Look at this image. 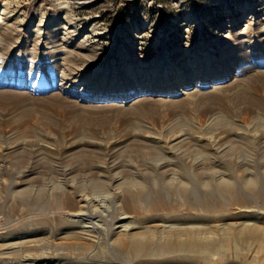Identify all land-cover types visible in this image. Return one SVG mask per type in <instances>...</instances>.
Wrapping results in <instances>:
<instances>
[{
	"label": "rangeland",
	"instance_id": "obj_1",
	"mask_svg": "<svg viewBox=\"0 0 264 264\" xmlns=\"http://www.w3.org/2000/svg\"><path fill=\"white\" fill-rule=\"evenodd\" d=\"M66 4L98 38L92 61L78 39L55 46L62 0H0L27 15L19 37L31 40L44 13L55 41L12 47L3 67L0 44V264L43 252L37 264H264V0ZM70 52L94 64L73 91L61 81ZM80 210L98 235L81 253L70 237ZM120 222L153 233L147 254L114 243ZM177 228L201 238H162Z\"/></svg>",
	"mask_w": 264,
	"mask_h": 264
},
{
	"label": "bare ground",
	"instance_id": "obj_2",
	"mask_svg": "<svg viewBox=\"0 0 264 264\" xmlns=\"http://www.w3.org/2000/svg\"><path fill=\"white\" fill-rule=\"evenodd\" d=\"M68 0H62V6H60V11L63 13V15L61 16V23L60 24V28L62 29V32L60 34V41L55 44L56 48H58V46H61L63 43L64 45L65 44H71L72 41L74 40H79L78 41V45H76L77 48H80V49H86L87 52L85 54L86 57H88L90 60L91 59H95V57H97V53H96V49H99V45L97 42L98 38L96 39H93L94 41H90L88 40V36L87 35H84L82 34L80 31H78V28L75 26L76 25V22L77 20L75 21L74 18L72 17V11L68 9V5L66 4ZM3 5V4H1ZM2 7V6H1ZM71 11V12H70ZM75 16V15H74ZM76 19V18H75ZM43 20H44V13H42V15L40 16V19H39V22L37 23V27L34 29V37L30 40L28 39H23L21 38V36L19 37V33L15 32L16 31V28L18 29V26H22V25H27L28 22H29V19L27 17L26 14L20 12L18 13V10L15 11L14 9H10L9 6H3L2 7V10L0 11V44H5L7 43L10 47H9V51L7 53H4L5 57L3 59V62H2V58L0 57V62H2V67L4 64H8L9 62L13 61L11 58V56H13V53H10L12 47H25L27 44H29L30 42H32V46L36 49H39V47L42 46L43 49L45 48H49V44L50 43H53L55 41H52V40H48L49 38L47 37L48 35L46 34L45 36L43 35V31H42V26H43ZM79 25V24H78ZM248 26V25H247ZM248 28V27H247ZM98 26L96 25L95 22L92 23L90 29H89V33H90V36H97L98 35ZM264 29V28H263ZM264 31V30H263ZM100 32V31H99ZM102 33V32H101ZM14 34H16L17 36H15ZM13 35L15 36L14 39H13ZM25 35V34H24ZM91 36V37H92ZM9 38H12V41H8ZM51 39V38H50ZM81 41V42H80ZM54 45V43H53ZM67 46V45H66ZM249 46V45H248ZM51 47V46H50ZM101 48V47H100ZM4 50V49H3ZM13 50V49H12ZM56 50V49H55ZM246 50V49H245ZM63 51V50H62ZM252 51V50H251ZM67 53V52H66ZM251 53V52H250ZM255 53H256V50H255ZM24 54V53H23ZM3 55V54H2ZM79 55V54H78ZM254 55V54H253ZM256 55V54H255ZM17 57H21L19 54L16 55ZM81 56V55H80ZM248 56V55H246ZM251 56V55H250ZM245 57V53H242L240 56H239V61L242 60V58ZM256 58H260L259 54L256 55ZM7 63H5L7 60H9ZM20 59V58H19ZM18 59V60H19ZM249 59V58H248ZM17 60V61H18ZM64 63H63V75L64 77L61 79L64 80H68L69 83H66V85H62L60 84V87H64V89H67L69 91H73L74 89V85L75 83H77L78 81L76 80L77 78H80V77H84V72L87 71L88 69H91L92 65H94L92 62H89L88 61H81L79 63L78 62V59L77 58H74V55H71V52L70 54L68 55H65L64 57ZM237 60V61H238ZM20 61V60H19ZM92 61V60H91ZM108 61V60H107ZM107 61H99L101 63V65H105L106 66H103L102 68L106 69L108 67L107 65ZM208 63H206L207 65H210L211 61H207ZM244 62V61H243ZM242 64V63H241ZM9 65V64H8ZM62 65V64H61ZM10 66V65H9ZM20 66V65H19ZM237 66L241 67L240 64L237 62ZM94 67V66H93ZM115 67V66H113ZM117 67V66H116ZM211 67V66H210ZM209 67V68H210ZM96 68V67H95ZM102 68H99V69H96V71H100ZM167 68V67H166ZM215 68V67H214ZM213 68V69H214ZM11 69V67H10ZM9 69V70H10ZM117 70V69H116ZM226 70H231L230 66L226 67ZM93 71V70H92ZM187 71V70H186ZM186 71L183 73L184 75H186ZM61 73V72H60ZM89 72H87L88 74ZM175 74H179V73H175ZM182 73L180 75H183ZM203 75V74H201ZM87 76V75H86ZM85 76V78H83L82 80L85 81V79L87 78ZM101 76V73H98L96 74V76L94 77H100ZM62 77V76H60ZM72 77V78H71ZM184 78H186L184 76ZM73 79V80H72ZM103 79V78H102ZM214 79V78H213ZM100 79H98L99 81ZM2 81V80H0ZM52 81V80H51ZM65 81V80H64ZM11 83H13V81H10ZM9 82V83H10ZM104 84V83H103ZM102 84V85H103ZM62 85V86H61ZM62 87V88H63ZM80 93V92H79ZM124 95V94H123ZM224 119V118H223ZM220 121V120H219ZM225 124V123H224ZM226 125V124H225ZM162 151V150H161ZM167 151V150H166ZM155 153V152H154ZM171 153V152H169ZM166 159V158H165ZM172 161V160H171ZM173 162V161H172ZM175 162V161H174ZM176 163V162H175ZM174 164V163H173ZM175 178V177H174ZM228 179V178H227ZM221 180V179H220ZM97 181V180H96ZM224 181V180H223ZM95 182V181H94ZM183 182V181H182ZM181 182V183H182ZM250 182V183H249ZM249 182V185H254L255 183V180L252 179L250 180ZM126 183V182H125ZM106 183L105 182H95L94 184V188L93 189L94 191H96L97 189H102L104 187ZM129 185L130 184H133L134 186L136 185L137 188H138V191L140 192L142 190V188H140L138 182H130L128 183ZM175 184V183H173ZM178 184H180V181L178 179ZM177 184V185H178ZM220 184V183H219ZM62 185V184H61ZM225 185H229V181H225ZM185 186V184H184ZM85 187V186H84ZM127 188V187H126ZM179 188H183V184L181 185L180 184V187ZM77 189L78 186H77ZM76 189V190H77ZM184 189V188H183ZM82 190V188L80 189ZM90 191V190H89ZM87 192V191H86ZM88 195V194H86ZM98 196V195H97ZM92 197V196H91ZM85 198V197H83ZM81 199V198H80ZM126 199V198H125ZM65 201H67V203L69 204V200L65 197L64 199ZM86 200V199H85ZM83 202V201H82ZM85 202V201H84ZM88 202V203H87ZM94 202V200H93ZM92 203V202H91ZM66 204V205H68ZM86 204V205H85ZM84 204V207L87 206L88 204H90L89 201H86V203ZM94 204V203H93ZM92 204V205H93ZM164 204V203H163ZM98 205V204H97ZM153 205V204H152ZM158 205V204H157ZM82 206V205H81ZM169 206V205H168ZM122 208H124L122 206ZM156 208V207H155ZM161 208V207H160ZM168 208V207H167ZM90 209V208H89ZM159 209V208H158ZM99 211V210H98ZM86 210H80L79 212L77 211V213L75 214H70L71 217H75L76 220H72V222L75 224L77 223L78 224V227H80V230L79 231H72L71 232V238L74 240L75 242V245L73 246V250H75L76 252H83L84 251V247L83 246H86V247H92V245L90 246L89 244L90 243H96L97 242V238H98V235H97V229H95L94 227V223L90 221V219L88 220V217H90L88 214L85 213ZM67 213V212H66ZM67 215V214H66ZM69 215V216H70ZM130 216L125 214L123 215L119 221H122L124 219H127L129 218ZM97 218V217H96ZM118 221V220H117ZM116 221V222H117ZM123 222V221H122ZM125 222V221H124ZM72 223V225H73ZM131 223L129 224H124V223H121L120 224H117L115 226V228H122L121 231H127L129 229H132L133 227L130 226ZM76 226V225H75ZM97 227V226H96ZM184 229V228H183ZM186 229L182 230V229H176V230H173V231H168V233H163L161 234V236H163L162 238L164 240H167L168 243H172L171 241L175 240V239H178V240H181L183 236H188V237H191V238H194V237H198V238H201L199 236V231H185ZM258 230V229H256ZM156 236V235H155ZM67 237V236H66ZM154 238V235L153 233H147V234H141L139 232H133V233H129V232H123V234L119 235V237L116 238V240H114V243L119 246V247H122V248H126L127 250H130L132 251L133 253L137 254V255H144V254H147V250L148 248L146 246H148L149 244V241H151L152 239ZM156 239H159V236L156 237ZM190 239V238H189ZM160 240V239H159ZM152 243V242H150ZM188 243V242H187ZM87 244V245H86ZM158 244V243H157ZM177 245V244H176ZM22 249V248H20ZM36 252V251H35ZM91 252V251H90ZM89 252V253H90ZM153 252V250H152ZM22 253V252H21ZM74 253V252H72ZM43 253H28L26 254L22 260H24V262H22V264H37V262L41 259L43 255ZM22 258V257H21ZM20 260V261H22ZM37 260V262H36ZM82 262L84 264H93L91 262V259H90V256H85L81 258ZM36 262V263H35ZM21 264V263H20ZM47 264H51V262L49 261ZM97 264V263H96Z\"/></svg>",
	"mask_w": 264,
	"mask_h": 264
}]
</instances>
